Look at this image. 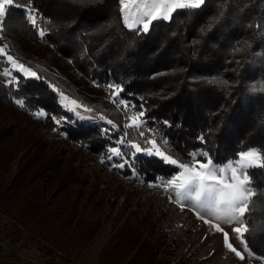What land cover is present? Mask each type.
Here are the masks:
<instances>
[{"label":"trees","instance_id":"1","mask_svg":"<svg viewBox=\"0 0 264 264\" xmlns=\"http://www.w3.org/2000/svg\"><path fill=\"white\" fill-rule=\"evenodd\" d=\"M17 2L29 5L30 0ZM103 3L106 7L99 11L94 3L76 12L66 0H31L42 17L38 23L46 29L44 44L96 78L97 87L113 78L123 86L124 99L137 109L143 102L148 124L157 129L161 143L168 141L171 154L188 159L193 151H207L216 164H222L239 150L257 146L264 151V0H209L202 13H174L170 21H154L144 35H134L122 25L116 0ZM220 12L209 30L206 17ZM109 16L112 26L107 31H93L94 22ZM10 19L16 33L23 28L39 38L22 9L11 6L4 25ZM201 24L203 34L197 31ZM42 55L44 60L50 57L45 50ZM19 57L32 65L30 55ZM5 65L0 61L2 68ZM38 74L43 77L22 78L19 90L0 86V210L10 217L15 231L26 230L36 238L43 256L79 264L113 207L109 210L100 195L106 189L100 187L98 176L94 181L88 175L81 177V167L60 145L64 139L50 138L34 128L33 113L39 109L69 116L49 85L69 92L66 84L48 72ZM17 99L24 100L25 107ZM98 110L120 125L124 122L125 114L119 111L101 106ZM165 120L170 127L163 124ZM61 128L65 140L85 144L97 156L106 150L107 141L94 125ZM200 135L206 143L198 139ZM14 160L15 174L4 178ZM135 167L152 180L176 172L155 157H140ZM250 174L256 194L249 198L244 238L253 252L264 256V170ZM57 193L61 199L55 202ZM115 220L117 231L95 264H168L157 248L156 222L140 217L136 210L123 221L117 216ZM0 264L40 263L14 254Z\"/></svg>","mask_w":264,"mask_h":264},{"label":"rangeland","instance_id":"2","mask_svg":"<svg viewBox=\"0 0 264 264\" xmlns=\"http://www.w3.org/2000/svg\"><path fill=\"white\" fill-rule=\"evenodd\" d=\"M129 7L133 9L136 6L130 4ZM119 19L122 22L120 11ZM11 22L10 19L4 25V32L0 33L3 36V39H0V46L7 45L8 53L21 62L23 61L19 56L29 57L30 55L28 60L32 64L30 67L34 71L37 73L39 71L48 72L50 75L57 77L58 80L63 81L69 92L58 88V86L55 87L67 95L70 100L76 99L80 104L94 110L92 112H84L83 109H80L82 119H77L69 114V118L73 122L66 124L72 127L79 126L80 123L94 125L101 131L100 133L107 141L106 150L102 155L97 156L87 149L85 144L78 143L70 138L65 140V135L61 128L63 126L58 127L51 119L36 117V122H34V128L40 133L48 134L50 138H62V141L64 139L60 145L66 149V156L72 159L71 162L75 166L81 167V177L88 175L90 180L94 181L98 176L101 181L100 187L106 189L100 192V195L104 197L105 204L109 210L113 207L110 217L107 218L102 228L90 242L88 249L85 251V258L79 264H95L100 250L110 236L117 231V228L114 227L116 216L123 221L127 217H131V213L134 210L139 213L140 217H148L150 221L156 222V227L162 229L155 233L160 239L157 248L160 257L167 260L168 264H264V256L256 254L248 246L245 247L241 243L238 234L233 231L235 227L239 226L235 222L226 224L223 220H217L216 216L210 214L207 210H201L204 218L210 221V223H205V219H201L197 215V210L193 207V201L185 200L183 202L185 206L182 207L180 203L172 202V200H175L174 192L153 186L154 184H159V178L162 177L152 180L147 178L145 173H141L136 167L131 169L126 166L123 170H120L110 167L108 162L102 163L101 157L106 156L107 148L116 146L111 141H114L120 135L119 133L124 131L122 127L124 122L120 125L111 119L116 125L121 127L120 132L115 130L110 132V140L108 135L103 134V130L111 126L106 124L105 120L99 118L103 113L98 110V107L101 106L103 109H112L125 114L124 109L112 103L110 92L105 87L110 82H119L112 78L101 86L102 88L94 86L97 84L96 78L92 79V76L77 70L71 58L54 53V47L51 44L46 46L31 31L22 28L16 33ZM44 50L45 54H50L48 60L43 59ZM6 67H8L7 64L3 68L0 66V86L8 85V78L3 75V70ZM49 85L53 86L52 83H49ZM56 94L58 96L57 92ZM120 97L123 98L121 93ZM65 103H68V101H65ZM128 115H131V113L129 112ZM103 116L106 119H110L104 114ZM155 138L161 144L162 150H166L167 153L171 154L169 146L161 143L157 136ZM123 151L130 154L131 150L123 148ZM173 156L177 157L181 162L189 163L187 158H182L179 155ZM140 157L148 156L137 154L135 163L138 162ZM201 159L203 158L201 157ZM84 160L85 162L87 160V165L83 164ZM16 168L17 160H14L4 178L13 176ZM54 199H56L55 202L59 201L61 194L57 193ZM216 223H220L224 231L228 233L229 242L244 255L243 260L226 247L223 232L215 231L214 225ZM14 254L20 255L26 261H34L40 264H69L55 256H43L41 248L37 246L36 238L26 230L15 231L10 217L0 210V261L6 260Z\"/></svg>","mask_w":264,"mask_h":264},{"label":"snow or ice","instance_id":"3","mask_svg":"<svg viewBox=\"0 0 264 264\" xmlns=\"http://www.w3.org/2000/svg\"><path fill=\"white\" fill-rule=\"evenodd\" d=\"M208 2L209 0H116L118 10L122 14V25L134 35L149 33L154 21H170L173 19V14L177 12L196 16L204 11ZM66 3L71 10L76 12L86 11L94 3L99 4L96 11L106 7L103 0H66ZM130 4H134L136 7L130 9ZM11 6L23 10L26 21L35 30L38 37L44 40L46 29L38 23V19L42 17L39 10L31 6V0L29 5H23L17 0H0V33L4 32V21ZM222 14L220 12L216 16L206 17L209 30L212 28L213 22L218 21ZM49 23H51L50 19ZM111 26L110 16L107 19L101 17L98 24L94 22L93 31H107ZM197 31L203 34L205 26L201 24ZM0 39H3L2 35H0ZM131 46L132 42H129L128 47ZM0 61L6 62L8 65L4 68L3 75L8 78L7 86L10 88L19 90L22 78L23 80L40 79L38 73L30 66H26L8 53L7 45L0 46ZM105 87L110 92L112 103L124 109L125 115L122 125L124 131L114 141H111L116 146L107 148V154L101 157V162H108L110 167L123 170L126 166L131 169L135 168L137 154L159 158L165 165L174 167L176 172L169 177L159 178L160 183L153 186L174 192L175 200L172 202L180 203L182 207L185 206L183 204L185 200L193 201V207L201 219H205L201 210H207L210 214L215 215L217 220H223L226 224L235 222L239 226L235 227L233 231L238 234L241 243L247 247L244 233L248 231V227L243 218L248 210L249 198L256 194L252 187L250 172L254 169L264 170V151L257 146L239 150L232 159L220 165L214 162L207 151H193L188 155L189 163L181 162L166 150H162L161 144L155 138L159 133L157 129L148 124L147 109L143 102L137 109L136 104L121 98L120 93L124 91V88L119 83L110 82ZM52 90L58 93V104L61 110L77 119L83 118L80 109H83L84 112L94 111L92 108L80 104L76 99L70 100L55 85L52 86ZM16 103L21 108L25 107V102L22 99H17ZM129 112L131 115H128ZM33 115L38 118L51 119L58 127L73 122L67 115L50 113L44 109L35 111ZM99 118L111 126L103 130V134L108 135L110 140L111 131L120 132L121 126L116 125L111 119H106L103 114ZM163 124L171 126L167 120L163 121ZM129 129L135 132L136 138H130ZM198 139L202 143H206L203 135L198 136ZM164 143L167 144L168 141L165 139ZM123 148L131 150L130 154L124 152ZM137 178L139 177L137 176ZM205 223H210V221L205 219ZM214 227L216 232H223L226 247L243 260L244 255L229 242V235L221 224L216 223Z\"/></svg>","mask_w":264,"mask_h":264}]
</instances>
